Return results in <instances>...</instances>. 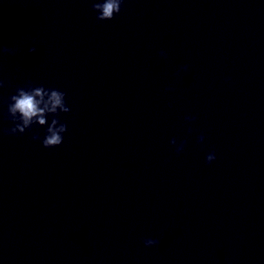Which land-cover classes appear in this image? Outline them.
Wrapping results in <instances>:
<instances>
[{
  "label": "clouds",
  "instance_id": "9594fccd",
  "mask_svg": "<svg viewBox=\"0 0 264 264\" xmlns=\"http://www.w3.org/2000/svg\"><path fill=\"white\" fill-rule=\"evenodd\" d=\"M124 0H92L91 10L95 12L96 19L99 21L112 20L122 10ZM29 54L37 52L35 41H32V46L27 49ZM14 54V50L10 47H5L0 44V57L4 55ZM161 56L166 53L161 52ZM181 71H187V66H184ZM5 86V82L0 79V88ZM171 90V89H168ZM66 94L59 89L45 88L43 85L33 86L29 82L25 87H18L15 94L11 95L7 101L6 118L9 119L13 127L3 130L5 134L17 135L24 134L26 130H30L32 126L39 125L41 127L47 125L45 136L42 140L44 148H55L63 143L64 133L67 132V124L62 123L58 116L60 113H68L71 111L66 104ZM51 115V123H48L47 117ZM195 116H186L188 122L194 121ZM34 141L40 140L39 135H33ZM205 137L201 134L197 140L203 142ZM170 144L176 146L177 154L184 150L185 142L181 141L177 145V140L173 138ZM216 159L214 153H209L205 162L211 164ZM157 239H145L144 245L152 247L159 244Z\"/></svg>",
  "mask_w": 264,
  "mask_h": 264
}]
</instances>
